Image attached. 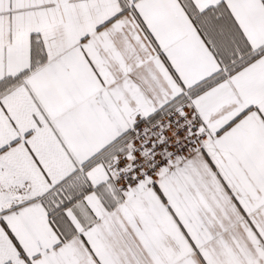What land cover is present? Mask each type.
Here are the masks:
<instances>
[{
	"label": "snow or ice",
	"instance_id": "6c2138e0",
	"mask_svg": "<svg viewBox=\"0 0 264 264\" xmlns=\"http://www.w3.org/2000/svg\"><path fill=\"white\" fill-rule=\"evenodd\" d=\"M0 264H264V0H0Z\"/></svg>",
	"mask_w": 264,
	"mask_h": 264
}]
</instances>
